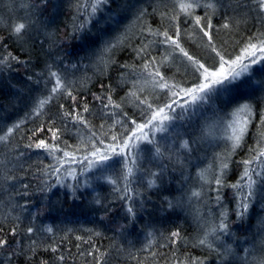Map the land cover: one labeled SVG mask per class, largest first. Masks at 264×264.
<instances>
[{
	"label": "trees",
	"instance_id": "1",
	"mask_svg": "<svg viewBox=\"0 0 264 264\" xmlns=\"http://www.w3.org/2000/svg\"><path fill=\"white\" fill-rule=\"evenodd\" d=\"M76 2L0 0V54L11 52L22 61L13 62L12 69L0 70V129L23 122L8 144L0 143V171L7 167L16 176L9 183L0 182V227L4 229L0 237L9 240V247L0 249V264H178L175 257H199L204 264H261L264 179L254 175L260 191H255L247 212L240 216L235 189L225 186L220 201L216 200L212 177L219 173L220 166L213 170L209 163L216 158H227L226 185L240 179L245 167L242 161L249 160L250 169L262 173L264 164L260 161L264 157L251 160L254 153L249 149L257 147L259 118L264 114V64L240 83L214 91L206 101L175 110L171 113L175 120L167 124L166 132L154 138V144H139L144 153L137 161L150 158L151 166H142L138 171L151 174V178L149 175L145 179L133 175L129 178L127 196L131 199L126 198L124 191L127 162L123 157L116 160L117 156H112L87 171L83 150L75 152V158L70 159L64 158L62 151L54 157L44 149L24 146L32 130L48 123L50 117H57L60 104L69 109L74 107L70 98L58 94L44 106L43 115L33 114L37 102L48 95L52 86L49 66L72 83L81 103L79 111H83L84 102L88 103L89 112L84 116L94 131L100 130L101 125L107 131L115 121L121 120L120 112L138 121L142 118L129 92L135 90L133 83L141 71L137 50L152 39L143 22L153 29L166 27L168 21L162 20L161 13L173 7V0H133V3L109 0L93 17L78 13ZM133 7L137 9L133 30L108 32L105 28L107 39H100V22L113 14L124 18ZM143 10L146 14L140 20ZM204 12L203 8L196 9L197 15ZM225 13L237 21L244 18L232 32L224 29L214 32L217 47L234 59L250 36L264 32V21L251 11V0H219L213 24L219 26ZM183 21L181 16V44L185 50L202 63L218 67V57L207 46V38ZM21 22L26 24V29L17 38L13 28ZM185 29L195 35L193 40L184 35ZM150 51L158 57L164 55V50L157 46ZM162 71L171 78L170 82L181 86H191L196 80L183 57L166 59ZM136 87L143 88L137 95L147 96L154 105L163 103V94L159 90L153 92L150 83H137ZM101 93L105 97L111 95L120 104L118 110H105L117 111L116 116H105L101 111L100 102L94 99ZM243 103L253 108V116L240 147L232 152L228 141L224 149L214 145L211 141L220 132L218 122L227 114L226 106L237 108ZM234 110L233 107L229 114ZM57 125L62 135L55 143L69 152L81 145V132L84 137L89 134L83 125L71 121L57 119ZM110 131L119 134L123 129L115 123ZM49 138L50 133L44 131L34 140L52 142ZM185 140L189 142L187 149L180 146ZM63 142L73 147L64 148ZM165 144L169 146L166 151ZM157 145L163 155L155 152ZM166 157L170 162L162 169L156 159ZM57 158L63 160L62 167L57 164ZM179 160L180 166L174 165ZM51 166L60 167V172H54ZM128 166L133 167L134 174L137 162ZM69 170L72 175L68 174ZM203 170H207L206 179L201 178ZM25 184L27 188L23 187ZM193 192L200 195L193 196ZM128 207L134 212L129 213ZM222 213L226 216L227 232L209 235L211 247L200 245L198 241L220 223ZM13 226H18L15 236L11 232ZM28 227L34 229L31 236L26 232ZM48 228L52 231L48 232ZM172 232L180 233L175 244L169 242ZM32 240L37 242L34 253L28 251ZM225 245L230 247V254H224ZM13 248L24 249L27 255H16L10 260Z\"/></svg>",
	"mask_w": 264,
	"mask_h": 264
},
{
	"label": "snow or ice",
	"instance_id": "2",
	"mask_svg": "<svg viewBox=\"0 0 264 264\" xmlns=\"http://www.w3.org/2000/svg\"><path fill=\"white\" fill-rule=\"evenodd\" d=\"M109 3V0H77L76 9L81 15H87L89 17L95 16L97 11L105 4ZM219 0H173V7L166 12L161 13L162 20H167L168 25L166 27H161L159 29H153L151 25L144 23V29L147 30V35L151 36L152 39L146 44L142 43L141 47L137 50V55L141 60V71L138 74L137 81L133 83V91L129 92V96L133 97L136 102V106L140 109L141 119H137L128 116L125 112H120L121 120L114 122L121 125L123 129L122 132L117 134L116 132H111L113 125L109 126V129L104 130V125H101L100 130L94 131L90 125V122L84 116V113L89 112L88 103L84 102L82 104L83 111L78 109L81 107L78 95L75 93V88L72 83L67 81L58 71L52 70L49 66L48 78L52 83L49 93L46 97L40 99L35 107L33 108L34 115H43V108L46 104L51 102L54 98L59 95L66 96L71 99L74 107L71 109L66 108L64 104L59 105V113L56 118H49L48 123H41V125L32 130L31 136L28 137V143L24 146L26 148H36L44 149L49 155L55 157V153L63 152L64 158H75V152L84 151L83 160L87 161V167L91 168L94 165L108 161L112 156H122L124 160L132 165H135L138 159L137 149L140 143L147 142L148 144H154L155 141L153 137L156 133H163L167 131L166 122L173 119L171 113L175 111V108H184V105L195 103L196 101H204L210 94H212L217 86L224 85L225 81L231 83L237 77L247 72L250 65L256 64L264 61V32L260 33L258 36H250L245 42L239 54L233 59L230 54H226L221 48H218L214 41V32H219L220 30H228L232 32L239 22L244 19L241 17L239 21L234 20L233 17L229 16L227 13L223 15V22L216 26L213 24V17L218 11ZM222 7V5H220ZM203 8L205 12L203 15H197L196 9ZM91 9V11H88ZM155 11V9H154ZM251 11L256 13V16L264 21V0H251ZM146 10L140 13L141 17H144ZM181 16L184 17V24H191L194 31L198 30L202 34V38H207V46L210 50L215 53L218 57V67L208 66L206 63H202L199 59L195 58L181 44V27L180 20ZM83 27V25H81ZM26 29V24L21 22L14 26L13 31L17 38H20L23 34V30ZM142 29V33L144 31ZM255 41V42H254ZM157 46L164 50L163 56L153 55L150 48ZM169 57L173 59L177 57H183L188 65L191 66L193 74L196 76L195 82L191 86H181L177 83L170 82V77H168L163 71L165 60ZM13 62L16 64H21L22 61L18 57L12 55L11 52L7 54H0V70L5 68L12 69ZM29 80L32 79L31 76L28 77ZM137 83H150L153 92L159 90L163 94V103L155 104L149 102L147 96L137 95V91H142L143 88H137ZM151 94V93H150ZM94 99L100 102L101 111L105 116H116L117 111H105L108 109L118 110L120 109V104L113 101L111 95L105 97L103 93L95 95ZM249 113L250 119V108L248 105H243L241 108L237 109V112L233 115L237 117L232 121L229 127L232 128V134L229 139L232 141V152H235L236 148L240 147L241 141L247 131L248 120H240L239 114L243 112ZM57 119L60 121H71L78 125H83L84 129H87L88 135L84 137L81 132V145L75 146L73 152H69L61 148V146L55 141L60 140L62 135V129L57 125ZM23 122H18L12 127L6 130L0 129V143L8 144L9 139L13 137V133L21 128ZM258 129L259 139L257 140V147L250 148L249 151L254 153L251 160H258L264 157V114L259 118ZM65 129L67 125L65 124ZM47 131L50 133V141L45 139L34 140L40 132ZM81 130L78 129V132ZM64 143V148H71L73 146L68 145L67 142ZM182 148H189V142L187 140L183 141L180 145ZM155 152L158 155H163L160 146L155 147ZM23 155V153H21ZM264 164V160L260 161ZM125 164L126 171L123 174V180L125 183L124 191L126 193V198L131 199V196H127L128 185L127 181L133 175V167ZM245 165L240 179L237 183L233 185H226L224 182L225 170L228 168L227 158L225 157L220 164V171L218 174H214L212 180L216 185V200L219 202L221 199V189L225 186H230L236 190V195L239 198V212L240 216H243L249 208V204L255 195V186L257 184L254 175H264V173L256 172L255 169H250L249 160L242 161ZM57 164L61 167L63 166V160L57 158ZM53 171L56 173L60 172V167L51 166ZM207 170L201 172V178L206 179ZM69 175L72 172L69 170ZM155 175V173H153ZM73 178H75L73 176ZM16 179V176L12 173L11 169L5 167L3 171H0V182L9 183ZM111 183L115 184V180H110ZM211 183L212 181H208ZM243 182V183H242ZM150 184L153 182L150 181ZM27 188L28 185H23ZM247 189V191H245ZM27 195V193H25ZM193 196H199L198 192H193ZM122 199L125 197H121ZM127 211L133 213L134 209L128 207ZM225 214H221L220 223L214 225L209 232H207L204 238L200 239L198 243L200 245H207L211 247V243L208 240L209 235H214L217 232H227L228 224L225 222ZM4 229L0 227V232ZM34 229L28 227L26 232L29 236L33 233ZM48 232L52 229L48 228ZM12 235L15 236L18 233V226H13L11 229ZM180 238L179 232H172L170 243L175 244L177 239ZM79 239V237H77ZM37 242L36 240L31 241V247L28 251L33 253L36 250ZM9 247V240L0 237V249H7ZM52 251H56L55 248ZM12 254L9 256L11 260L16 255H27V251L24 249L11 250ZM63 259V257H60ZM178 264H204L199 257H175ZM46 264V262H43ZM264 264V261L261 262Z\"/></svg>",
	"mask_w": 264,
	"mask_h": 264
},
{
	"label": "rangeland",
	"instance_id": "3",
	"mask_svg": "<svg viewBox=\"0 0 264 264\" xmlns=\"http://www.w3.org/2000/svg\"><path fill=\"white\" fill-rule=\"evenodd\" d=\"M131 3H133V0H131ZM144 11V10H143ZM136 14H137V9L136 8H134L133 7V10L129 13V15H125L124 16V18L123 17H120V16H116L115 14H113V15H110L111 17H109V19H107L106 21H104L103 20V22H100V24H99V26L98 27H100L101 26V28H98V31H99V35H100V39H103V40H105V39H107V33L106 32H104V29L105 28H108V32H117V31H119V30H122V31H125L126 33H128L130 30H133V28H135V24H136ZM140 17V16H139ZM142 18V17H141ZM141 18H140V20H141ZM134 24V25H133ZM182 24V23H181ZM180 24V25H181ZM134 26V27H133ZM100 29V30H99ZM185 31L186 32H183L184 33V35H186L190 40H193L194 38H195V35H193V34H191L190 32V29H185ZM120 32V31H119ZM105 33V34H104ZM188 33H190V35H188ZM111 39V38H110ZM110 39H109V41H110ZM108 41V42H109ZM104 45V44H103ZM103 45H102V47H103ZM106 45V44H105ZM263 64H264V61H262V62H259V63H256V64H252V65H250V67H249V69H248V71L247 72H245V73H243L242 75H240L239 77H237L235 80H233L231 83H228L227 81H225V83H224V85H222V86H217L216 87V90L215 91H219L220 89H222V88H224V87H227V86H229V85H234V84H236V83H240L241 81H243L244 79H246V78H248L250 75H251V73H252V70H254L255 68H261V67H263ZM242 98H245V94H242ZM207 99V98H206ZM206 99L204 100V101H206ZM203 101V102H204ZM198 102H201V101H196L195 103H193V105H195L196 103H198ZM189 103H191V102H189ZM243 105H248L249 106V108H250V119H249V113L246 111V112H243V113H240L239 114V119L242 121V120H245V119H247L249 122H248V125H247V130H248V126H249V124H250V122H251V118H252V116H253V108L249 105V104H246V103H243V104H239V107H235V106H232L231 107V109L234 107V111L231 113L230 112V114H229V110H231V109H229L228 110V112H227V114L226 115H223L222 116V118H221V120H220V122H218V124H219V128H221V129H223V131H227L226 133L225 132H219V133H217V135H215L216 136V139H214V140H212L211 142L214 144V145H216V146H219V147H222V149H224L228 144L226 143V141H228L229 142V145H231L232 146V141L229 139V137L231 136V134H232V128L231 127H229V125L232 123V121L234 120V119H236L237 117H235L233 114L234 113H236L237 112V109H239V108H241ZM199 106V105H198ZM199 108H201V107H199ZM177 109H179V110H182L181 108H179V107H177V108H175V110H177ZM184 109V108H183ZM197 111V113L199 114V115H201L202 114V111L201 110H196ZM181 112H183V111H181ZM173 117V119L171 120V121H168V122H166V125L167 124H170L173 120H175V117L174 116H172ZM225 129V130H224ZM245 133H247V131L245 132ZM159 133H156L155 134V136L153 137V139L155 138V137H157V135H158ZM161 134V133H160ZM244 136H245V134H244ZM244 138V137H243ZM227 139V140H226ZM243 140V139H242ZM242 142V141H241ZM143 143H145V144H148L147 142H143ZM171 144V143H170ZM149 145V144H148ZM164 148V151H166V148L168 147L169 148V146L168 145H164L163 146ZM143 149V146L142 147H139L138 148V158H143L142 157V154L144 153V151L142 150ZM119 157H122V156H117V157H115L114 159H118ZM123 159H124V157H123ZM147 159V158H146ZM146 159H142V160H138L137 161V166H136V169H135V171H134V174H133V178L135 177V176H138V177H141L142 179H145V178H147V175H149V179L151 178V174H149V173H141L140 171H138V170H140L141 168H142V166H151V163H150V158H148V160H146ZM168 159V157H166V159H164V160H159V159H156V161H159L160 163H161V165H162V169H165V167H166V165L170 162V161H168L167 160ZM221 159V158H220ZM219 158H216V160L213 162H211L210 161V163H209V165H210V167H212V169L213 170H215V169H217L218 168V166H220V164H221V161H222V159L220 160ZM125 161V160H124ZM175 161V160H174ZM126 162V161H125ZM128 163V162H127ZM180 164H181V162H180V160L178 161V162H175L174 163V165H179L180 166ZM95 166V165H94ZM88 169H90V168H88L87 167V171H88ZM161 169V170H162ZM163 171V170H162ZM140 173H141V175H140ZM262 173H264V167H263V171H262ZM260 178H262V179H264V175H260L259 176ZM260 187L261 186H258V185H256L255 186V191L256 192H258V191H260ZM263 199H264V197H263ZM261 207H263L264 208V201H262L261 202ZM261 234V238H263V243H264V230H263V232H261L260 233ZM257 244H258V241H257ZM223 252H224V254L226 253V254H230V252H231V250H230V247L229 246H223ZM231 259V258H230ZM230 259H228V260H230Z\"/></svg>",
	"mask_w": 264,
	"mask_h": 264
},
{
	"label": "bare ground",
	"instance_id": "4",
	"mask_svg": "<svg viewBox=\"0 0 264 264\" xmlns=\"http://www.w3.org/2000/svg\"><path fill=\"white\" fill-rule=\"evenodd\" d=\"M226 109L228 110V109H231V108H228V107L226 106ZM231 110H232V109H231ZM224 130H225V129H224ZM218 131H220V132L222 131V132H225V133L227 132V131H223V129H221V128H218Z\"/></svg>",
	"mask_w": 264,
	"mask_h": 264
}]
</instances>
